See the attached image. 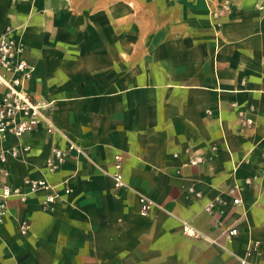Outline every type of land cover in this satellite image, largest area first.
Returning a JSON list of instances; mask_svg holds the SVG:
<instances>
[{"label":"crops","instance_id":"crops-1","mask_svg":"<svg viewBox=\"0 0 264 264\" xmlns=\"http://www.w3.org/2000/svg\"><path fill=\"white\" fill-rule=\"evenodd\" d=\"M226 1L214 28L205 0H0V37L23 42L27 90L59 131L7 137L29 149L0 169L11 189L45 178L61 195L46 209L43 190L7 201L0 264H264V0ZM69 144L82 153L48 172L52 148Z\"/></svg>","mask_w":264,"mask_h":264},{"label":"built area","instance_id":"built-area-1","mask_svg":"<svg viewBox=\"0 0 264 264\" xmlns=\"http://www.w3.org/2000/svg\"><path fill=\"white\" fill-rule=\"evenodd\" d=\"M208 7V16L210 22L214 28H218L221 25V19L229 10L228 1L217 2L215 0H205ZM24 44L20 40L2 36L0 37V88L3 92L0 96V164L4 165L9 158L19 160L23 154L29 149L27 146H20V148L7 149L3 146L7 137L15 138L19 145L20 139L24 134L35 130L38 127L43 128L48 134H56L57 130L52 118L50 116V110L52 104L50 102H40L35 100L28 92L27 87L32 79L34 67L28 64L23 58ZM76 151L81 154L80 148L74 144H69L65 150L59 148H52L49 157L46 159L45 168L48 172L55 171L65 160L70 156L71 151ZM202 162L201 158H195L190 160V164L195 166ZM121 157L115 156L114 173L112 175L113 184L115 188L123 187ZM259 173L264 174V167L259 169ZM0 175L3 179L0 181V224L3 223L8 216L9 210L7 201L12 197H18L24 199L27 194H32L37 191L43 190L48 192L43 201V208H52L58 200H61V195L56 189V186L50 185L45 178L31 179L25 178L23 180L24 185L28 191L26 193L21 192L19 189H11L6 181L8 178V172L4 169H0ZM255 177V176H254ZM255 178H246L244 183L250 185ZM190 191H193L190 189ZM64 192L68 194L70 190L64 189ZM241 188L238 185H234L227 191V194L231 197L232 203L235 206H239L241 200ZM196 196H200V193L195 192ZM139 213L141 215H147L152 207L153 203L145 197H139ZM213 208V204L209 203L205 209L210 211ZM30 225L26 221L20 223V233L22 235L27 234ZM183 232L189 236H195V231L186 223L182 224ZM227 237L235 236L238 231L235 228L227 230ZM253 245H251L246 255L249 256L253 252ZM241 264H245V260L241 261Z\"/></svg>","mask_w":264,"mask_h":264},{"label":"rangeland","instance_id":"rangeland-1","mask_svg":"<svg viewBox=\"0 0 264 264\" xmlns=\"http://www.w3.org/2000/svg\"><path fill=\"white\" fill-rule=\"evenodd\" d=\"M128 7L130 8V9H132L133 7H135V6H141V7H150L151 6V0H128ZM137 15H131V14H129L128 15V23L130 24V23H134V22H136V19H137ZM144 19H145V16H143V21H144ZM128 34V37H133V38H135L136 37V34H138L139 32L137 31H131V30H129L128 32H127ZM144 34H145V37L147 36V34H150V32H144Z\"/></svg>","mask_w":264,"mask_h":264}]
</instances>
